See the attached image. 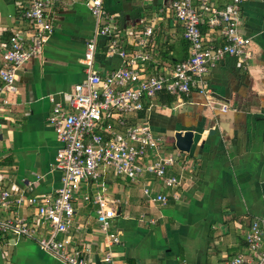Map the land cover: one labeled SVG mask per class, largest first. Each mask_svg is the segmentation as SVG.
I'll return each instance as SVG.
<instances>
[{"label":"crops","instance_id":"crops-1","mask_svg":"<svg viewBox=\"0 0 264 264\" xmlns=\"http://www.w3.org/2000/svg\"><path fill=\"white\" fill-rule=\"evenodd\" d=\"M20 1L0 0V65L13 32L29 28ZM51 1L53 31L43 54L18 70L17 90L7 92L0 115V187L11 193L8 205L0 207V222L24 219L37 231L32 238L0 230V264H65L39 246L37 239L48 237L53 228L28 199L41 202L61 185L55 158L62 143L48 118L55 101L65 103L73 87L85 80L83 58L97 22L87 0ZM170 2L104 0L127 50L135 47L130 31L154 25L150 51L158 64L153 71L172 68L189 55L183 25ZM242 14L243 30L252 37L249 62L226 56L211 70L207 93L193 90L167 105L160 92L146 114L153 131L164 138L163 154L180 153L169 172L181 183L169 188L151 174L133 181L107 170L98 184L76 186L68 234L75 246L90 248L94 264H106L109 246L97 204L83 195L102 186L118 211L112 231L122 241L112 249L120 264H225L247 250L245 233L264 214V1L244 0ZM110 42L108 36L98 38L94 66L100 73L123 64L118 53L108 54ZM186 129L195 132L190 152L180 151L172 139ZM147 184L154 187L153 194L166 193L167 202L150 201L143 192ZM20 197L26 202H18Z\"/></svg>","mask_w":264,"mask_h":264},{"label":"built area","instance_id":"built-area-1","mask_svg":"<svg viewBox=\"0 0 264 264\" xmlns=\"http://www.w3.org/2000/svg\"><path fill=\"white\" fill-rule=\"evenodd\" d=\"M243 1L171 0L170 7L184 28L189 55L172 68L153 71L152 66L155 68L158 64L150 51L154 25L130 31L135 47L127 50L121 46L116 18L107 12L104 0H87L97 22L83 58L87 76L67 94L65 103L55 101L48 118L62 143L55 158V167L61 171V185L54 195H48L41 202L28 199L37 204L39 215L53 228L48 237L37 239L43 250L65 264H94L89 257L90 248L75 246L68 234L75 215L76 186L82 182L98 184L103 174L112 170L133 181L151 174L169 188L181 183L180 177L169 172L180 153L163 154L164 138L153 131L146 114L160 92L176 96L179 102L193 90L207 93L211 70L226 56L249 62L253 56L252 37L242 27ZM51 4V0L20 1L21 16L29 28L14 31L5 45L0 65V115L7 103V92L17 90L18 70L43 54L53 31ZM99 36L110 37L108 54L118 53L123 58L120 67L105 73L98 72L94 66ZM228 108L223 104L224 110ZM3 177L0 172V178ZM153 188L147 184L143 189L145 196L150 201L166 203L168 195L153 194ZM105 189L102 186L101 190L93 194L85 192L83 196L97 204V220L109 246L103 260L106 264H120L112 249L122 241L120 233L112 231V221L118 211L115 200L106 195ZM10 198L9 190L0 187V207L7 206ZM23 200L26 202L22 197L17 199ZM36 227L24 219L0 222V230H12L32 238ZM58 233L66 235L58 238ZM245 238L247 250L225 264H264V214L254 218Z\"/></svg>","mask_w":264,"mask_h":264},{"label":"water","instance_id":"water-1","mask_svg":"<svg viewBox=\"0 0 264 264\" xmlns=\"http://www.w3.org/2000/svg\"><path fill=\"white\" fill-rule=\"evenodd\" d=\"M172 139L180 151L190 152L195 141V132L193 129L178 130L172 135Z\"/></svg>","mask_w":264,"mask_h":264},{"label":"trees","instance_id":"trees-1","mask_svg":"<svg viewBox=\"0 0 264 264\" xmlns=\"http://www.w3.org/2000/svg\"><path fill=\"white\" fill-rule=\"evenodd\" d=\"M162 99L164 101L165 104L167 105H171L173 104V102L175 101L176 97L167 93V92H162L161 93Z\"/></svg>","mask_w":264,"mask_h":264}]
</instances>
